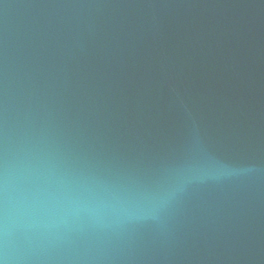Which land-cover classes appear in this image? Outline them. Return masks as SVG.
Instances as JSON below:
<instances>
[{
    "label": "water",
    "instance_id": "water-1",
    "mask_svg": "<svg viewBox=\"0 0 264 264\" xmlns=\"http://www.w3.org/2000/svg\"><path fill=\"white\" fill-rule=\"evenodd\" d=\"M5 239L19 264H264V0H0Z\"/></svg>",
    "mask_w": 264,
    "mask_h": 264
},
{
    "label": "clouds",
    "instance_id": "clouds-1",
    "mask_svg": "<svg viewBox=\"0 0 264 264\" xmlns=\"http://www.w3.org/2000/svg\"><path fill=\"white\" fill-rule=\"evenodd\" d=\"M119 211L126 215L124 206L119 208ZM20 257L17 255L15 247L9 248L7 240L0 242V264H19Z\"/></svg>",
    "mask_w": 264,
    "mask_h": 264
}]
</instances>
